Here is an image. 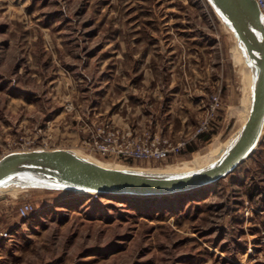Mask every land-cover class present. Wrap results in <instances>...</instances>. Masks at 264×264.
Listing matches in <instances>:
<instances>
[{
  "label": "rangeland",
  "instance_id": "rangeland-1",
  "mask_svg": "<svg viewBox=\"0 0 264 264\" xmlns=\"http://www.w3.org/2000/svg\"><path fill=\"white\" fill-rule=\"evenodd\" d=\"M214 95L213 130L166 161H118L83 144L103 121L188 140ZM249 97L250 72L205 0H0V158L77 149L112 167L186 171L226 146ZM3 232L0 264H264V128L249 158L198 192H1Z\"/></svg>",
  "mask_w": 264,
  "mask_h": 264
},
{
  "label": "water",
  "instance_id": "water-1",
  "mask_svg": "<svg viewBox=\"0 0 264 264\" xmlns=\"http://www.w3.org/2000/svg\"><path fill=\"white\" fill-rule=\"evenodd\" d=\"M205 1L231 32L250 72L247 117L213 162L186 171L156 172L106 167L77 149L15 151L0 158V193L37 189L155 199L198 192L231 175L253 154L263 134L264 24L255 0Z\"/></svg>",
  "mask_w": 264,
  "mask_h": 264
},
{
  "label": "built area",
  "instance_id": "built-area-1",
  "mask_svg": "<svg viewBox=\"0 0 264 264\" xmlns=\"http://www.w3.org/2000/svg\"><path fill=\"white\" fill-rule=\"evenodd\" d=\"M255 2L264 24V0H255ZM205 109V117L200 121L188 140L173 142L169 138L150 130L135 132L130 129L117 128L110 121H103L91 131L90 138L84 141L83 144L89 153L95 152L103 157L118 161H166L170 156L184 151L190 142L208 135L213 130L212 121L221 109L219 95L209 98ZM32 210L31 204L22 205L18 209L19 218L23 221L27 220ZM9 235L8 232L0 233V245L2 240L8 238Z\"/></svg>",
  "mask_w": 264,
  "mask_h": 264
},
{
  "label": "bare ground",
  "instance_id": "bare-ground-1",
  "mask_svg": "<svg viewBox=\"0 0 264 264\" xmlns=\"http://www.w3.org/2000/svg\"><path fill=\"white\" fill-rule=\"evenodd\" d=\"M242 56V55H241ZM247 113H248V109H246V111H245V119H246V117H247ZM263 127H264V125H263ZM215 146H218V144L216 145L215 144ZM214 145L213 146H210L211 148H210V151L207 153V151H206V155H204V156H197L196 155V157H195V160H193V161H195V164L196 165H198V167L200 166L199 165V163L200 162H203L205 165H207V164H209V163H207V161H206V158H213L214 160H215V158H216V154H217V152L220 150V149H218L217 147H215ZM205 153V152H204ZM95 159V158H94ZM212 159V160H213ZM96 160V159H95ZM213 160V161H214ZM213 161H211V162H213ZM99 162V161H98ZM192 162V161H191ZM209 162H210V160H209ZM99 163H101V162H99ZM101 164H103V163H101ZM105 165V164H104ZM106 167H111V166H108V165H105ZM198 167H196V168H198ZM117 168V167H116ZM122 169V168H121Z\"/></svg>",
  "mask_w": 264,
  "mask_h": 264
},
{
  "label": "crops",
  "instance_id": "crops-1",
  "mask_svg": "<svg viewBox=\"0 0 264 264\" xmlns=\"http://www.w3.org/2000/svg\"><path fill=\"white\" fill-rule=\"evenodd\" d=\"M115 118V114H112L111 115V119L113 120ZM118 123V122H117ZM137 125L136 126H131V125H129L127 122H122L121 121V123L119 122L117 125L118 126H120V127H122V128H133V129H139L140 127L142 128V127H144V124H141L139 121L136 123ZM156 127L158 128V125H156Z\"/></svg>",
  "mask_w": 264,
  "mask_h": 264
}]
</instances>
